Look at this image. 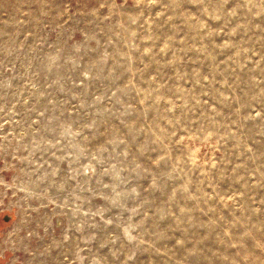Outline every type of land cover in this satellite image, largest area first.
Instances as JSON below:
<instances>
[{"label":"rangeland","instance_id":"rangeland-1","mask_svg":"<svg viewBox=\"0 0 264 264\" xmlns=\"http://www.w3.org/2000/svg\"><path fill=\"white\" fill-rule=\"evenodd\" d=\"M0 264H264V0H0Z\"/></svg>","mask_w":264,"mask_h":264},{"label":"flooded vegetation","instance_id":"flooded-vegetation-1","mask_svg":"<svg viewBox=\"0 0 264 264\" xmlns=\"http://www.w3.org/2000/svg\"><path fill=\"white\" fill-rule=\"evenodd\" d=\"M0 226H1V223H0Z\"/></svg>","mask_w":264,"mask_h":264}]
</instances>
